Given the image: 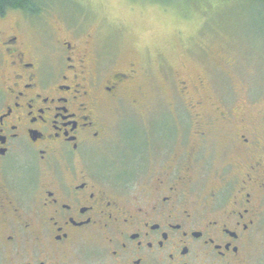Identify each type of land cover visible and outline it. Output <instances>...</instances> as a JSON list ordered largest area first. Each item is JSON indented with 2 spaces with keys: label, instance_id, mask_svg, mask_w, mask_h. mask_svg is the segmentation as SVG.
<instances>
[{
  "label": "flooded vegetation",
  "instance_id": "af4514ba",
  "mask_svg": "<svg viewBox=\"0 0 264 264\" xmlns=\"http://www.w3.org/2000/svg\"><path fill=\"white\" fill-rule=\"evenodd\" d=\"M86 38L41 8L0 15V264H263L264 114L179 82L171 134L156 118L143 144L167 158L114 172L113 109L141 105L144 68Z\"/></svg>",
  "mask_w": 264,
  "mask_h": 264
},
{
  "label": "rangeland",
  "instance_id": "374dc122",
  "mask_svg": "<svg viewBox=\"0 0 264 264\" xmlns=\"http://www.w3.org/2000/svg\"><path fill=\"white\" fill-rule=\"evenodd\" d=\"M187 1L166 6L148 0H41L44 14L79 27L86 39L91 36L92 45L96 41L114 56L117 68L133 63L144 68L141 105H133L136 95L130 92L113 109L112 142L104 158L114 172L127 168L133 151L139 161L146 131L153 130L156 118L159 125L162 115H172L169 103L179 82L190 87V98L199 93L209 107L229 93L264 114V5L250 0ZM19 12H8L12 22ZM33 37L39 43V36ZM200 80L204 89L197 90ZM161 129L171 134L169 122L161 123ZM180 131L167 142L169 149L183 147ZM159 142L145 146V173L151 171L152 160L167 158L159 155ZM257 249L264 264V233Z\"/></svg>",
  "mask_w": 264,
  "mask_h": 264
},
{
  "label": "trees",
  "instance_id": "16d2710c",
  "mask_svg": "<svg viewBox=\"0 0 264 264\" xmlns=\"http://www.w3.org/2000/svg\"><path fill=\"white\" fill-rule=\"evenodd\" d=\"M153 3H159L166 6L169 5H183L184 2L188 3L187 0H148ZM184 1V2H183ZM253 2L261 3L264 5V0H250ZM41 0H0V15H5L9 11L19 10L26 12H39ZM179 8V7H178Z\"/></svg>",
  "mask_w": 264,
  "mask_h": 264
}]
</instances>
